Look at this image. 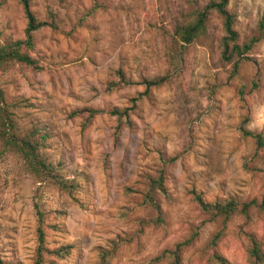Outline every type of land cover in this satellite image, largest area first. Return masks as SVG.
Segmentation results:
<instances>
[{
    "label": "rangeland",
    "instance_id": "rangeland-1",
    "mask_svg": "<svg viewBox=\"0 0 264 264\" xmlns=\"http://www.w3.org/2000/svg\"><path fill=\"white\" fill-rule=\"evenodd\" d=\"M206 1L32 0L37 18H55L59 28L35 34L32 56L40 70L16 65L0 74V86L20 131L40 130L45 157L80 188L70 195L38 183L0 141V260L5 264H33L36 204L47 216L49 248L72 246L65 259H49L57 264H98L100 251L120 238L133 240L119 248L111 264H155L160 252L190 238L187 264H214L215 250L232 264H249V235L264 245V211L253 210L250 218L237 215L224 226L210 221L190 193L195 189L208 202L242 203L264 194V153L256 155L254 139L242 132H264V40L237 75L222 59L224 33L216 15L207 36L180 43L176 24ZM230 9L243 39L258 35L264 0H233ZM27 22L21 4L0 0V43L24 39ZM119 69L136 83L164 75L169 82L143 99L132 123L119 133L106 113L84 129V118L73 111L123 108L145 91L138 84L108 91ZM163 165L168 194L158 199L165 224L139 233L140 221L154 211L126 188L147 189Z\"/></svg>",
    "mask_w": 264,
    "mask_h": 264
},
{
    "label": "trees",
    "instance_id": "trees-1",
    "mask_svg": "<svg viewBox=\"0 0 264 264\" xmlns=\"http://www.w3.org/2000/svg\"><path fill=\"white\" fill-rule=\"evenodd\" d=\"M22 5L27 22L25 38L20 40H9L0 43V74L8 71L10 68L20 65L40 70V64L37 58L32 56L35 48V34L47 27L57 29L59 25L55 18L50 21L40 20L32 9V0H16ZM233 0H208L200 6L192 17H184L175 26V37L180 43L190 45L198 42L201 38L207 36L208 26L213 15L221 19L223 28V37L221 39L222 59L232 67L234 75H237L246 60H250L249 53L253 51L256 44L264 40V15L258 23V35L249 39H243L236 29L237 17L230 9V3ZM96 12L92 9L90 14ZM169 82L167 75L153 79H144L134 82L127 77L126 73L119 69L115 72V79L108 83L107 90L112 92L135 84L145 87V91L138 96L133 97L128 106L120 108L115 107L108 111L84 107L72 112L74 117H83L82 126L88 128L95 118L102 114H108L114 118L119 133L125 125L132 123L131 116L138 109L143 99L150 94L153 89L159 88ZM259 81L254 80L253 86H258ZM243 92V91H242ZM243 95V93H242ZM245 136L254 139L256 145V155L264 153V132H251L242 128ZM45 136L38 129L23 133L20 131L14 106L8 102L4 89L0 86V141L4 150L14 153L22 159L24 166L40 184L53 185L60 191L70 195L79 190L80 186L76 180L65 177L61 170L53 165L45 157L43 150L45 148ZM167 175L166 166L158 171L157 176L150 180L147 189L126 188L129 196L136 195L140 200L141 206H150L154 211V216L148 220H141L142 233L147 226L154 225L161 227L165 224V217L158 196L167 195ZM191 196L198 208L204 213L210 221H220L226 226L235 216L243 215L250 218L253 210L264 211V194L260 199H252L247 202H238L234 198L216 199L214 202L205 200L203 194L197 190H191ZM37 217V246L35 250L33 264H57L50 261V258L65 259L70 255L72 246H62L50 249L47 243V216L39 204L35 205ZM221 235H217L212 244L217 246ZM133 239L120 238L111 243L109 248L103 249L99 253L98 264H111L120 247L131 243ZM194 244V238L187 239L179 244L173 250L165 249L152 260V263L160 264H187L184 260L185 251ZM249 264H264V245L261 239L256 235H249V245L247 248ZM214 264H232L219 251L215 250L212 254ZM0 264H5L0 260Z\"/></svg>",
    "mask_w": 264,
    "mask_h": 264
}]
</instances>
